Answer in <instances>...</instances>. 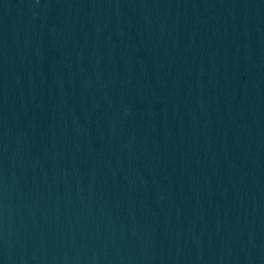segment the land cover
<instances>
[{
  "label": "water",
  "instance_id": "obj_1",
  "mask_svg": "<svg viewBox=\"0 0 264 264\" xmlns=\"http://www.w3.org/2000/svg\"><path fill=\"white\" fill-rule=\"evenodd\" d=\"M0 264H264V0H0Z\"/></svg>",
  "mask_w": 264,
  "mask_h": 264
}]
</instances>
